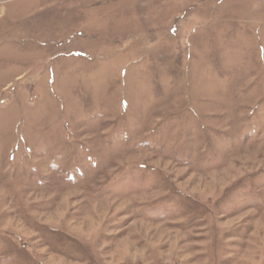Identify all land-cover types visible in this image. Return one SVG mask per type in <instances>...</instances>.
<instances>
[{
  "label": "rangeland",
  "instance_id": "obj_1",
  "mask_svg": "<svg viewBox=\"0 0 264 264\" xmlns=\"http://www.w3.org/2000/svg\"><path fill=\"white\" fill-rule=\"evenodd\" d=\"M0 264H264V0H0Z\"/></svg>",
  "mask_w": 264,
  "mask_h": 264
}]
</instances>
